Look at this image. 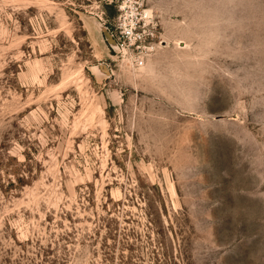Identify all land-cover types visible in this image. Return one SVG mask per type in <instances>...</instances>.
<instances>
[{"label":"rangeland","instance_id":"rangeland-1","mask_svg":"<svg viewBox=\"0 0 264 264\" xmlns=\"http://www.w3.org/2000/svg\"><path fill=\"white\" fill-rule=\"evenodd\" d=\"M0 264H264V0H0Z\"/></svg>","mask_w":264,"mask_h":264},{"label":"built area","instance_id":"built-area-1","mask_svg":"<svg viewBox=\"0 0 264 264\" xmlns=\"http://www.w3.org/2000/svg\"><path fill=\"white\" fill-rule=\"evenodd\" d=\"M138 27H140L139 21H135V22L131 21L128 26H125L123 24V29L121 31V37L126 41H130L133 44H136L137 49H139L141 45H143L153 35L152 31H148V30L139 31ZM134 63L136 67H140L143 64V61L141 58H136L134 60Z\"/></svg>","mask_w":264,"mask_h":264}]
</instances>
